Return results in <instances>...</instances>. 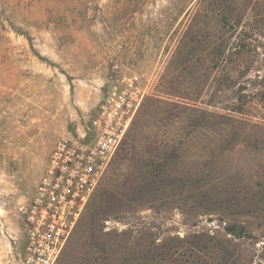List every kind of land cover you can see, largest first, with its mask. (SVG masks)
Segmentation results:
<instances>
[{"label":"rangeland","instance_id":"obj_1","mask_svg":"<svg viewBox=\"0 0 264 264\" xmlns=\"http://www.w3.org/2000/svg\"><path fill=\"white\" fill-rule=\"evenodd\" d=\"M116 72L148 94L55 264H264V0H0V264Z\"/></svg>","mask_w":264,"mask_h":264},{"label":"built area","instance_id":"obj_2","mask_svg":"<svg viewBox=\"0 0 264 264\" xmlns=\"http://www.w3.org/2000/svg\"><path fill=\"white\" fill-rule=\"evenodd\" d=\"M92 119L90 138L62 136L33 193L20 206L25 244L20 264H55L88 200L147 96L137 73H113Z\"/></svg>","mask_w":264,"mask_h":264},{"label":"water","instance_id":"obj_3","mask_svg":"<svg viewBox=\"0 0 264 264\" xmlns=\"http://www.w3.org/2000/svg\"><path fill=\"white\" fill-rule=\"evenodd\" d=\"M240 229H241V224H237V225H235V226L231 229V234H232L234 237L237 238V237L239 236Z\"/></svg>","mask_w":264,"mask_h":264},{"label":"trees","instance_id":"obj_4","mask_svg":"<svg viewBox=\"0 0 264 264\" xmlns=\"http://www.w3.org/2000/svg\"><path fill=\"white\" fill-rule=\"evenodd\" d=\"M137 140H138V139H137L136 137L133 139L134 142H136Z\"/></svg>","mask_w":264,"mask_h":264}]
</instances>
